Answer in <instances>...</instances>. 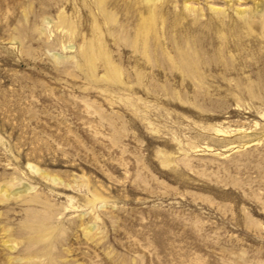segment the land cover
<instances>
[{"label": "rangeland", "instance_id": "374dc122", "mask_svg": "<svg viewBox=\"0 0 264 264\" xmlns=\"http://www.w3.org/2000/svg\"><path fill=\"white\" fill-rule=\"evenodd\" d=\"M0 264H264V0H0Z\"/></svg>", "mask_w": 264, "mask_h": 264}, {"label": "bare ground", "instance_id": "6f19581e", "mask_svg": "<svg viewBox=\"0 0 264 264\" xmlns=\"http://www.w3.org/2000/svg\"><path fill=\"white\" fill-rule=\"evenodd\" d=\"M87 57V56H86ZM88 59H90V58H88Z\"/></svg>", "mask_w": 264, "mask_h": 264}]
</instances>
